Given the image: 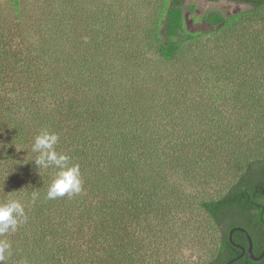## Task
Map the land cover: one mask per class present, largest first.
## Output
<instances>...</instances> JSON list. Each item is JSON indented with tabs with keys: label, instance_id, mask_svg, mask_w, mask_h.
Returning <instances> with one entry per match:
<instances>
[{
	"label": "trees",
	"instance_id": "trees-1",
	"mask_svg": "<svg viewBox=\"0 0 264 264\" xmlns=\"http://www.w3.org/2000/svg\"><path fill=\"white\" fill-rule=\"evenodd\" d=\"M186 1L0 0V202L27 216L0 237L4 264H184L199 213L219 233L204 264L248 249L239 226L262 253L264 0H206L245 6L210 10L206 31L187 30ZM43 130L79 164V194L46 199Z\"/></svg>",
	"mask_w": 264,
	"mask_h": 264
},
{
	"label": "clouds",
	"instance_id": "clouds-1",
	"mask_svg": "<svg viewBox=\"0 0 264 264\" xmlns=\"http://www.w3.org/2000/svg\"><path fill=\"white\" fill-rule=\"evenodd\" d=\"M59 139L57 134L43 130L35 137L31 148V151L37 154L33 161L39 171L53 166L59 169L56 178L48 188L46 195L48 200L79 194L82 190L80 166L70 164L68 155L56 151L55 146ZM37 198L38 193L34 192L32 199ZM26 219L25 208L18 199H7L0 202V237L10 230L15 232ZM10 250L11 244L6 239H0V264H4L7 256L10 255Z\"/></svg>",
	"mask_w": 264,
	"mask_h": 264
},
{
	"label": "rangeland",
	"instance_id": "rangeland-1",
	"mask_svg": "<svg viewBox=\"0 0 264 264\" xmlns=\"http://www.w3.org/2000/svg\"><path fill=\"white\" fill-rule=\"evenodd\" d=\"M191 5L196 6V10L192 13H187L188 31H206L211 29L207 23L202 21V17L210 10H219L225 14H232L245 9L244 5L228 2L213 3L206 0H187L186 7L188 8ZM226 179H224V183L227 182ZM220 189H224L223 183L220 186L217 184L211 185L207 193L214 196ZM195 219L203 223L208 230L206 231L205 229V234L201 238H198L199 234L196 235L195 230H192L186 238L184 237L177 242L176 247H178L179 254L183 257L184 264H204L219 242V233L203 213H199Z\"/></svg>",
	"mask_w": 264,
	"mask_h": 264
},
{
	"label": "water",
	"instance_id": "water-1",
	"mask_svg": "<svg viewBox=\"0 0 264 264\" xmlns=\"http://www.w3.org/2000/svg\"><path fill=\"white\" fill-rule=\"evenodd\" d=\"M235 231H240L242 233H244L249 241V247L248 249H246L244 246H238L241 250H242V253L237 256L236 258L230 260L228 263L226 264H232L234 262H236L237 260H239L245 253H247L249 255V257L254 260V261H260L264 258V250L262 251V253L258 256L254 255L253 253V248H254V243H253V239H252V236L250 235V233L243 227L239 226V227H235L231 230V233H230V240L232 241V234L233 232Z\"/></svg>",
	"mask_w": 264,
	"mask_h": 264
},
{
	"label": "flooded vegetation",
	"instance_id": "flooded-vegetation-1",
	"mask_svg": "<svg viewBox=\"0 0 264 264\" xmlns=\"http://www.w3.org/2000/svg\"><path fill=\"white\" fill-rule=\"evenodd\" d=\"M246 254V253H245Z\"/></svg>",
	"mask_w": 264,
	"mask_h": 264
}]
</instances>
